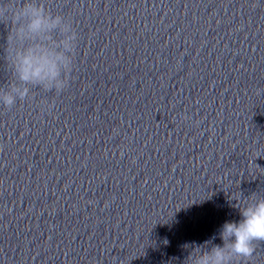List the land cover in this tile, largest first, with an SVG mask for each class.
<instances>
[{"label": "clouds", "instance_id": "clouds-1", "mask_svg": "<svg viewBox=\"0 0 264 264\" xmlns=\"http://www.w3.org/2000/svg\"><path fill=\"white\" fill-rule=\"evenodd\" d=\"M11 23L7 36L9 44L27 42L15 48L12 54L14 75L24 85H11V91L0 96L5 107L24 100L29 95L26 86H41L45 91L60 92L68 85V74L73 70L74 52L78 34L72 24L61 15L53 16L36 0L0 5V23ZM59 30L62 39L54 40L52 33ZM239 206V221H225L219 232L222 245L208 241L192 246L188 260L191 264H232L233 260L248 261L256 250V243L264 241V198ZM239 205V204H238Z\"/></svg>", "mask_w": 264, "mask_h": 264}]
</instances>
